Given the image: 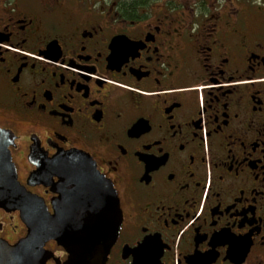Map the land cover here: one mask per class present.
Listing matches in <instances>:
<instances>
[{
  "label": "flooded vegetation",
  "instance_id": "af4514ba",
  "mask_svg": "<svg viewBox=\"0 0 264 264\" xmlns=\"http://www.w3.org/2000/svg\"><path fill=\"white\" fill-rule=\"evenodd\" d=\"M0 137L35 212L71 153L112 181L101 264H264V0H0ZM28 233L0 205V240Z\"/></svg>",
  "mask_w": 264,
  "mask_h": 264
},
{
  "label": "water",
  "instance_id": "95a60500",
  "mask_svg": "<svg viewBox=\"0 0 264 264\" xmlns=\"http://www.w3.org/2000/svg\"><path fill=\"white\" fill-rule=\"evenodd\" d=\"M75 154L70 155L79 162L66 169L56 184L60 209L54 215L35 212L37 197L14 184L16 168L0 137V205L23 207L29 227L27 237L14 245L0 240V264H35L34 255L52 238L68 250L66 264H101L107 257L122 223L120 200L92 157Z\"/></svg>",
  "mask_w": 264,
  "mask_h": 264
}]
</instances>
